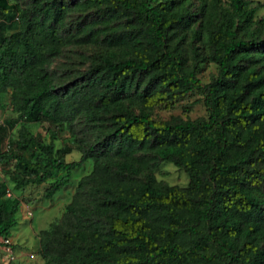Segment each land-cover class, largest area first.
<instances>
[{
    "label": "trees",
    "instance_id": "obj_1",
    "mask_svg": "<svg viewBox=\"0 0 264 264\" xmlns=\"http://www.w3.org/2000/svg\"><path fill=\"white\" fill-rule=\"evenodd\" d=\"M12 10L18 29L0 37V165L13 190L46 183L51 200L84 163L71 202L42 235L44 264H264V18L250 0H31ZM89 52L66 89L50 62L66 46ZM82 57V56H80ZM215 74L197 78L202 63ZM195 92L205 117L153 120L156 107ZM5 100L7 101L5 103ZM49 125L41 143L22 125ZM86 129L75 136V124ZM21 124L4 150L6 130ZM66 128L71 148L54 150ZM28 152V157L20 152ZM186 189L156 182L160 163ZM0 180V247L16 225L17 200ZM65 248L49 251L47 236Z\"/></svg>",
    "mask_w": 264,
    "mask_h": 264
},
{
    "label": "rangeland",
    "instance_id": "obj_2",
    "mask_svg": "<svg viewBox=\"0 0 264 264\" xmlns=\"http://www.w3.org/2000/svg\"><path fill=\"white\" fill-rule=\"evenodd\" d=\"M21 7L27 6L31 0H15ZM259 8L254 14V19L264 18V0H250ZM8 4L12 1L8 0ZM18 29L17 18L12 10L0 13V37H6ZM89 52L75 49L73 45L66 46L61 56L53 59L49 64V71L57 86L66 89L72 86L79 79L80 73L86 68L89 60L86 58ZM82 56V57H80ZM216 72L213 64L205 62L199 67L197 78L200 83L205 84L210 76ZM7 101L5 100V103ZM205 110L201 103V98L195 92H190L183 97L175 100L169 109L156 107L151 116L155 121H167L170 118L178 117L182 120H194L199 117H205ZM11 118L9 109L0 110V126ZM20 125L17 124L6 130V139L4 141V150L7 146L15 151L11 141L18 140ZM24 126L29 133L36 137L41 143L49 142V125L42 123H25ZM86 129L84 123H77L73 129L75 136H80ZM73 136V137H75ZM73 137L66 128L58 131L55 139L52 141L54 150L71 148V150L62 158L63 162L77 161L80 157L75 149ZM28 157V152L19 149ZM91 163L86 162L81 169L71 172L70 181L67 186L54 194L51 200L42 198V192L46 183L61 177L63 174L56 172L49 180L39 186H27L23 190L14 191L12 178H17L18 173L13 167V161L0 165V180L5 183L8 195L19 203V211L16 214V225L11 229L10 237L5 241L7 247H0V264H44L42 258L41 245L43 243L42 230H47L49 223L57 222L65 206L71 202L78 181L91 171ZM156 182L167 186H174L179 189H186L188 179L185 173L172 164L160 163L153 171ZM48 240L49 251L52 254L65 251L60 241L59 234H51L45 238ZM0 242H4L0 239Z\"/></svg>",
    "mask_w": 264,
    "mask_h": 264
},
{
    "label": "built area",
    "instance_id": "obj_3",
    "mask_svg": "<svg viewBox=\"0 0 264 264\" xmlns=\"http://www.w3.org/2000/svg\"><path fill=\"white\" fill-rule=\"evenodd\" d=\"M7 195H8V193H7Z\"/></svg>",
    "mask_w": 264,
    "mask_h": 264
}]
</instances>
